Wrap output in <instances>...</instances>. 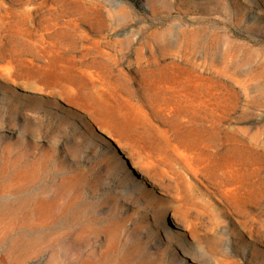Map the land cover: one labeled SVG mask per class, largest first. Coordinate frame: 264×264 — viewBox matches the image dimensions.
I'll return each mask as SVG.
<instances>
[{"label": "rangeland", "instance_id": "rangeland-1", "mask_svg": "<svg viewBox=\"0 0 264 264\" xmlns=\"http://www.w3.org/2000/svg\"><path fill=\"white\" fill-rule=\"evenodd\" d=\"M0 264H264V0H0Z\"/></svg>", "mask_w": 264, "mask_h": 264}]
</instances>
